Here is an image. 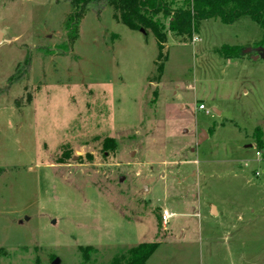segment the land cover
I'll return each instance as SVG.
<instances>
[{"label": "rangeland", "instance_id": "rangeland-1", "mask_svg": "<svg viewBox=\"0 0 264 264\" xmlns=\"http://www.w3.org/2000/svg\"><path fill=\"white\" fill-rule=\"evenodd\" d=\"M73 10L0 0V264H112L154 242L148 264H264L262 29L169 33L161 74L153 33L104 3L70 47Z\"/></svg>", "mask_w": 264, "mask_h": 264}, {"label": "trees", "instance_id": "trees-1", "mask_svg": "<svg viewBox=\"0 0 264 264\" xmlns=\"http://www.w3.org/2000/svg\"><path fill=\"white\" fill-rule=\"evenodd\" d=\"M104 3L114 11L115 17L131 31L152 32L158 42V72L163 74L164 49L169 33L178 40H188L197 34L201 21L220 19L230 25L249 17L263 32V40L255 48H264V0H71L73 13L66 21L67 42L73 47L79 37L80 24L89 7ZM168 20L167 26L165 21ZM225 58H240L244 49L239 46H223L220 50ZM160 61V62H159ZM29 63V60H27ZM258 147L264 146L261 129L255 132ZM115 146V141H108ZM116 149V147H109ZM159 243H144L128 249L112 264H148L158 249Z\"/></svg>", "mask_w": 264, "mask_h": 264}, {"label": "water", "instance_id": "water-1", "mask_svg": "<svg viewBox=\"0 0 264 264\" xmlns=\"http://www.w3.org/2000/svg\"><path fill=\"white\" fill-rule=\"evenodd\" d=\"M142 33H144V31H142ZM0 38H1V33H0ZM247 52H248V53H252V54H254L255 56H254L253 58H254L255 60L264 59V48H262V47L249 49V50H247ZM247 52H246V53H247ZM206 137H207V134H206V132L204 131V132L200 135V144L202 143V140H203L204 138H206ZM250 147H252V146H250ZM54 264H59V260L57 259V260L55 261Z\"/></svg>", "mask_w": 264, "mask_h": 264}, {"label": "built area", "instance_id": "built-area-1", "mask_svg": "<svg viewBox=\"0 0 264 264\" xmlns=\"http://www.w3.org/2000/svg\"><path fill=\"white\" fill-rule=\"evenodd\" d=\"M205 109H206V106L203 104L199 108V110H205ZM256 156H257V159H260L262 157L261 152L257 151ZM174 216H175L174 213L169 212L168 210H165V211H163L161 218L163 220V223L165 225H168L170 223V219L173 218Z\"/></svg>", "mask_w": 264, "mask_h": 264}, {"label": "crops", "instance_id": "crops-1", "mask_svg": "<svg viewBox=\"0 0 264 264\" xmlns=\"http://www.w3.org/2000/svg\"><path fill=\"white\" fill-rule=\"evenodd\" d=\"M260 129V128H259ZM262 131V130H261ZM204 132V131H203ZM206 132V134H207V131H205ZM262 133H263V131H262ZM263 135H264V133H263ZM207 137H209V136H207ZM263 141H264V138H263ZM252 148V147H251ZM229 243V242H228ZM229 246H230V243H229Z\"/></svg>", "mask_w": 264, "mask_h": 264}]
</instances>
